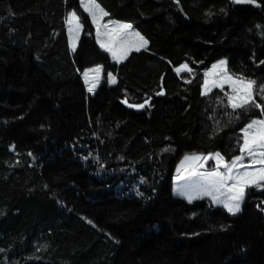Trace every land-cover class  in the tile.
Wrapping results in <instances>:
<instances>
[{"label":"trees","instance_id":"1","mask_svg":"<svg viewBox=\"0 0 264 264\" xmlns=\"http://www.w3.org/2000/svg\"><path fill=\"white\" fill-rule=\"evenodd\" d=\"M95 2L146 47L115 63L80 0H0V264H264V186L249 188L235 215L169 198L194 221L215 218L189 234L148 217L184 155L230 162L244 127L264 119V0ZM72 12L82 25L75 51ZM219 60L254 82L260 108L233 110L226 88L202 94ZM181 65L190 71L177 76ZM93 66L102 80L89 95L82 74ZM125 100L145 104L136 110L145 124L113 113L134 111Z\"/></svg>","mask_w":264,"mask_h":264},{"label":"snow or ice","instance_id":"2","mask_svg":"<svg viewBox=\"0 0 264 264\" xmlns=\"http://www.w3.org/2000/svg\"><path fill=\"white\" fill-rule=\"evenodd\" d=\"M234 3H255L256 0H233ZM82 6L85 11L89 13L94 24L98 23V20L102 19L107 15L99 6L96 4L95 0H81ZM66 23L69 25L70 32H76V38L78 39V33L82 25L80 24L79 17L75 12H72L67 17ZM107 27V25H104ZM118 32H126L131 29V24H119L115 26ZM97 34L99 36V27L97 28ZM139 40V44H130L121 46L120 54H117V50L114 47L106 45L103 41L98 40L100 46L104 48L105 51L112 52L113 58L120 61V59L126 57L127 52L131 50L139 51L141 47H146L147 41L140 37L138 33L135 34ZM72 50L75 51V43H72ZM221 71L225 72V79L230 81L233 85L234 95H228V105L236 110L238 108H243L249 103L255 104L256 107L260 108V104H256L253 99V81H244L233 79V77L226 75L225 62L221 61L219 65L215 66ZM188 70L187 65H182L181 68L176 69L177 73L181 70ZM99 73L100 69L93 70ZM85 77H88V73H85ZM109 79L112 83H115V78L109 74ZM190 82V81H186ZM209 81H205L204 88L205 94L208 91ZM95 83L89 87V92L93 91L95 88ZM264 91V89H262ZM160 95L163 92L159 93ZM126 103L130 108H144L145 104H131L127 100L122 101ZM147 103V102H145ZM239 151L241 155L236 156L230 163L225 162L224 157L219 153H215L212 156H192L186 158L191 160L196 164V167H203V163L200 161H207L209 159H214L216 161V168L209 172H199L196 168H193L189 173L190 176H197L204 180V185L199 189L203 195H210L212 197L213 203L222 204L223 207L230 213L235 215L240 209V204L244 200L245 190L247 187H262L264 186V120H253L248 124L247 128L243 130V143L239 146ZM245 156L252 157L253 159L249 164H244L242 161ZM259 165V167H257ZM223 168L225 171L221 172L219 169ZM238 168H249L255 169L254 171H238ZM235 172V174H233ZM184 177H178V179H183ZM182 195H187L188 199L191 201L193 199L192 194L181 193ZM220 196H225V199L221 200Z\"/></svg>","mask_w":264,"mask_h":264},{"label":"rangeland","instance_id":"3","mask_svg":"<svg viewBox=\"0 0 264 264\" xmlns=\"http://www.w3.org/2000/svg\"><path fill=\"white\" fill-rule=\"evenodd\" d=\"M85 2H87V0H85ZM81 6H82V3H81ZM82 8L85 11V8L83 6H82ZM85 12H87V11H85ZM91 20H92V18H91ZM119 24H124V23L118 22L115 20L114 21L107 20L105 18V16L102 19L98 20L97 24L93 23L94 30L96 32L95 33L96 41L98 42V40H100V41H103L106 45L114 47L117 50L118 55L120 54L121 46L130 45V44H139V40H138L137 36L135 35L137 32L134 31L132 28L128 29L126 32H118V30L116 29L115 26L119 25ZM104 25H107V27H104ZM98 27H99V33H100L99 36L97 34V28ZM80 32H81V28L79 30L78 39H77L76 38V32H74V31L70 32L69 31V25H68V40H69V47H70L71 51H73L72 50V43L73 42L75 43V49L77 47L79 37H80ZM99 45H100V43H99ZM102 49L104 50V48H102ZM106 52L110 54L112 61L115 63H120L121 61H123L126 58V57H124V58L120 59L119 62H117V60L113 58L112 52H110V51H106ZM129 52L130 51H128L127 54ZM221 61L225 62V68H226V61L225 60H219L216 63H214L208 70L203 72V74H202V77H203L202 94L206 95L210 91H212V89H215V88H219V89L220 88L221 89L226 88L227 89L226 90L227 95H234L235 94V93H233V90H232L233 89L232 83L225 79V72L221 71L220 69L215 67V66L219 65ZM181 66L177 67L176 69L181 68ZM97 68L100 69L99 73H96L93 71L94 69H97ZM176 69H175V72H176L177 76H179L183 71H188V70L182 69L179 73H177ZM85 73H88L87 78L85 77ZM226 75H228V74L226 73ZM228 76H230V75H228ZM233 79H236V78H233ZM82 80H83L86 91L88 92L89 95H92L93 93H95L96 87L100 84V82L102 80V67L101 66H93V67L88 68L82 74ZM206 80L209 81V85H208V91L205 94L204 84H205ZM237 80H240V79H237ZM109 82H110V84H113L110 81V79H109ZM93 83H95L96 86H95L93 91L89 92L88 89ZM93 104L95 105L94 101L88 102V108L90 109L93 106ZM113 113L119 117H131L132 119H134L135 121H137L140 124L146 123L145 117H143V115H141L139 111H132L131 112V111H128V110L122 108L121 106H117L113 109ZM254 120H264V119L260 118V119H254ZM247 126H248V124L244 127V129L247 128ZM242 135H243V131H242ZM214 154L215 153H208V154L192 153V154L184 155L180 159L178 164L176 165L174 175L172 177V181L167 186L164 195L160 199V202L153 209V212H151V214L148 215V217L160 214L163 217L171 219L175 223L176 228L181 233H187V234L195 232L197 230H200L203 227V225L207 222L214 221L215 218H212V217H207V219L203 220V221H194L192 219V217H193L192 213L184 212V211L180 210L179 208L173 207L168 202L169 198H182V199H186V200L190 201L188 199L187 195L181 194L183 192V193L192 194L194 198L191 200H194L197 198L205 199V200L209 201L212 205L220 206L223 209H225L222 204L213 203L212 197L210 195H203L199 191V189L205 183L202 178L189 175V173L192 171L193 168H196V170L199 172H209V171L214 170L216 168V161L214 159H209L207 161H200L199 163H203L204 166L203 167H196L195 163H193L191 160H188L186 158H190L192 156H202V157L203 156H212ZM252 159H253L252 157L245 156L242 163L249 164ZM230 162H228V163H230ZM257 167H259V165H257ZM219 170L221 172L225 171L223 168H220ZM254 170L255 169L238 168V171H240V172L254 171ZM233 174H235V172ZM181 176H183L184 178L178 179V177H181ZM249 188H255V190H256L259 187H255V186L247 187L245 190V193ZM220 199L221 200L225 199V196H220ZM242 202L240 204V209H241ZM238 213H236V214H238ZM144 220H146V218Z\"/></svg>","mask_w":264,"mask_h":264},{"label":"water","instance_id":"4","mask_svg":"<svg viewBox=\"0 0 264 264\" xmlns=\"http://www.w3.org/2000/svg\"><path fill=\"white\" fill-rule=\"evenodd\" d=\"M229 1H233V0H229ZM239 4H246V3H239ZM130 109L136 111V110H140L141 108H140V109H137V108H134V107H133V108H130Z\"/></svg>","mask_w":264,"mask_h":264},{"label":"bare ground","instance_id":"5","mask_svg":"<svg viewBox=\"0 0 264 264\" xmlns=\"http://www.w3.org/2000/svg\"><path fill=\"white\" fill-rule=\"evenodd\" d=\"M262 189H263V187H259V188L257 189V192L261 191Z\"/></svg>","mask_w":264,"mask_h":264}]
</instances>
